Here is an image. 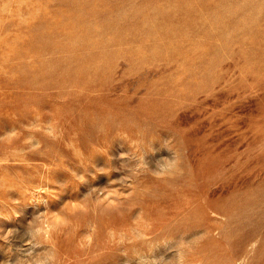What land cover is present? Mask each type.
Here are the masks:
<instances>
[{
    "label": "rangeland",
    "instance_id": "1",
    "mask_svg": "<svg viewBox=\"0 0 264 264\" xmlns=\"http://www.w3.org/2000/svg\"><path fill=\"white\" fill-rule=\"evenodd\" d=\"M0 264H264V0H0Z\"/></svg>",
    "mask_w": 264,
    "mask_h": 264
},
{
    "label": "bare ground",
    "instance_id": "2",
    "mask_svg": "<svg viewBox=\"0 0 264 264\" xmlns=\"http://www.w3.org/2000/svg\"><path fill=\"white\" fill-rule=\"evenodd\" d=\"M87 30H88V29H87ZM87 35H88V34H87ZM83 37H84V36H83ZM85 37H86V36H85ZM88 38H89V37H88ZM88 38H87V39H88ZM87 42H88V41H87ZM32 43H33V42H32ZM89 46H90V45H89ZM92 46H93V45H92ZM95 46H96V45H95ZM71 47H72V46H71ZM59 49H60V48H59ZM59 49H58V50H59ZM70 51H71V50H70ZM70 51H69V52H70ZM21 53H22V52H21ZM75 62H76V61H75ZM55 65H56V64H54V68H55ZM58 66H59V65H58ZM79 66H80V65H78V67H79ZM82 66H83V65H82ZM74 67H75V66H73V68H74ZM78 67H77V68H78ZM85 67H86V66H85ZM52 68H53V67H52ZM82 68H83V67H82ZM26 69H27V68H26ZM64 69H65V68H64ZM70 70H72V69L70 68ZM77 70H78V69H77ZM74 71H75V70H74ZM77 72H78V71H77ZM77 72H76V73H77ZM54 73H55V72H54ZM67 73H69V72H67ZM74 73H75V72H74ZM76 73H75V74H76ZM72 74H73V73H72ZM68 75H69V74H68ZM55 76H56V74H55ZM61 76H62V74H61ZM70 76H71V75H70ZM64 78H65V77H64ZM72 78H73V75H72ZM70 80H71V79H69V81H70ZM60 83H61V82H60ZM62 84H63V83H62ZM59 120H60V119H59ZM57 148H58V147H57ZM88 160H89V159H88ZM73 161H74V160H73ZM72 164H73V163H72ZM129 167H130V166H129ZM114 213H115V212H114ZM92 214H93V213H92ZM95 214H96V213H95ZM104 215H105V213H104ZM104 215H103V216H104ZM94 216H95V215H94ZM107 216H108V215H107ZM110 216H111V215H110ZM104 217H105V216H104ZM111 217H112V216H111ZM166 217H167V215H166ZM108 218H109V217H108ZM159 218H160V217H159ZM162 218H163V217H162ZM102 219H103V218H102ZM106 219H107V218H106ZM167 224H168V223H167ZM168 226H169V225H168ZM170 226H171V225H170ZM170 226H169L168 230L170 229ZM171 227H172V226H171ZM163 228H166V227L163 226ZM163 230H165V229H163ZM170 230H171V229H170ZM45 232H46V231H45ZM47 234H48V233H47ZM46 238H47V236H46ZM51 239H52V237H51ZM179 254H180V253H179Z\"/></svg>",
    "mask_w": 264,
    "mask_h": 264
}]
</instances>
